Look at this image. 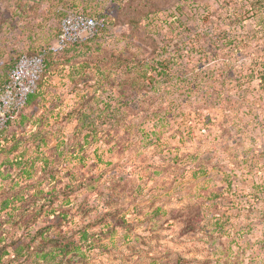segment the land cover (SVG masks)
I'll return each instance as SVG.
<instances>
[{
    "label": "rangeland",
    "instance_id": "obj_1",
    "mask_svg": "<svg viewBox=\"0 0 264 264\" xmlns=\"http://www.w3.org/2000/svg\"><path fill=\"white\" fill-rule=\"evenodd\" d=\"M69 10L108 28L0 129V264H264V0H0V87Z\"/></svg>",
    "mask_w": 264,
    "mask_h": 264
},
{
    "label": "built area",
    "instance_id": "obj_2",
    "mask_svg": "<svg viewBox=\"0 0 264 264\" xmlns=\"http://www.w3.org/2000/svg\"><path fill=\"white\" fill-rule=\"evenodd\" d=\"M108 28L105 19L69 10L60 22L54 43L35 54L20 55L0 87V129H5L24 109L29 95L35 93L45 68L46 56L61 53L69 47L98 37Z\"/></svg>",
    "mask_w": 264,
    "mask_h": 264
},
{
    "label": "trees",
    "instance_id": "obj_3",
    "mask_svg": "<svg viewBox=\"0 0 264 264\" xmlns=\"http://www.w3.org/2000/svg\"><path fill=\"white\" fill-rule=\"evenodd\" d=\"M27 54H29V53H27ZM33 54H35V53H33ZM50 54H52V53H50ZM153 62H155V61H153ZM143 64L145 65V67H148V69H149V67H151L150 69L151 70H154L157 75L164 73L166 71V69H167V67H165L163 64H161V62L152 63L150 61L144 60L143 61ZM164 64H166V63H164ZM143 76H146V73H144ZM7 78H8V76H7ZM149 80H150V82H149V84H150L154 80V75H152L151 77H149ZM6 81H7V79L4 82H6ZM134 82H136V80H134ZM38 87H39V83H38ZM38 87H37V90L35 91V93L29 95V97L27 99V102H26V105H29L32 102L34 103L35 100H37L40 97L41 93H40V90H38ZM26 105H25V107H26ZM86 236H87V234L84 233V237H86ZM48 256H49L48 253L47 254L44 253V255L42 256V258H46Z\"/></svg>",
    "mask_w": 264,
    "mask_h": 264
}]
</instances>
